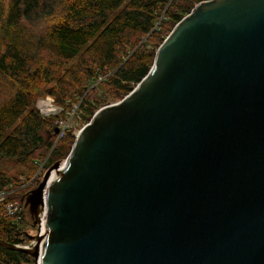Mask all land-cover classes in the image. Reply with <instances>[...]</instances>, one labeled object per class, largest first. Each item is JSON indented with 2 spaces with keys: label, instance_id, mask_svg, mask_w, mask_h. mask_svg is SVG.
<instances>
[{
  "label": "water",
  "instance_id": "1",
  "mask_svg": "<svg viewBox=\"0 0 264 264\" xmlns=\"http://www.w3.org/2000/svg\"><path fill=\"white\" fill-rule=\"evenodd\" d=\"M20 202L34 264H264V0L198 2Z\"/></svg>",
  "mask_w": 264,
  "mask_h": 264
},
{
  "label": "trees",
  "instance_id": "2",
  "mask_svg": "<svg viewBox=\"0 0 264 264\" xmlns=\"http://www.w3.org/2000/svg\"><path fill=\"white\" fill-rule=\"evenodd\" d=\"M61 1L0 0V83L11 82L13 89L0 105V159L30 163L15 176L0 170V192L13 188L8 197L12 201L20 202L40 182L41 176L34 187H22L39 170L35 158L45 160L46 169L68 157L75 139L73 127L57 141L56 119L66 118L79 104L88 123L100 108L98 98L92 96L99 84L112 82L114 97L124 98L155 61L157 49L149 50L145 43L155 40L151 43L159 47L203 0H68L48 29L34 32L27 27L25 22L54 15ZM46 95L63 108L60 116L42 117L36 101ZM27 224L31 220L25 207L9 215L0 205V239L24 244L29 240L18 232ZM33 260L26 252L0 245V264H34Z\"/></svg>",
  "mask_w": 264,
  "mask_h": 264
},
{
  "label": "rangeland",
  "instance_id": "3",
  "mask_svg": "<svg viewBox=\"0 0 264 264\" xmlns=\"http://www.w3.org/2000/svg\"><path fill=\"white\" fill-rule=\"evenodd\" d=\"M68 0H62L56 7V11L54 13V15H52L51 17L48 16V18L46 17V19L40 21V22H35L33 24L31 23H28V22H25L27 27L34 31V32H41V31H44L46 29H48L53 22H55L56 20H58V18L60 17V15H62V6L65 8L66 4H67ZM195 7V6H194ZM193 7V8H194ZM62 11V12H61ZM162 19V18H161ZM163 32L167 33L168 32L163 29ZM147 39V37H145L143 39V41L140 42V44H142L145 40ZM151 42H154V43H157V41L155 40H151V41H148L145 43V47L149 50H152V49H158L159 47L156 48V46L151 43ZM139 44V45H140ZM157 52V51H156ZM49 58V54L48 53H45V60ZM112 74V73H111ZM99 80L95 81L93 83L94 86H96L99 82ZM11 82L9 83H0V105L7 101L10 96L12 95V85L10 84ZM92 85V86H93ZM116 91V87L112 84V82H107L105 85H102V84H99L98 87L94 90L93 92V95L94 97L98 98L99 100V107H103L105 105H108V104H111V103H115V102H118L120 101L121 99H116L114 97V95L112 93H114ZM77 104H75L73 106V108L76 106ZM72 108V110H73ZM71 110V111H72ZM87 123V121L84 120V115L79 112V109H78V112L77 114L75 115V117L73 118V121H72V124H73V131H72V134L75 135V138H76V134L79 132V130ZM75 141V139H74ZM44 152H46L45 149H43ZM69 154V153H68ZM49 156V152L45 153V156L44 158L46 159L47 157ZM40 158V157H39ZM67 158V157H66ZM65 160V159H64ZM63 160V161H64ZM45 160H40L38 158H35L34 159V163L35 164H39L40 167L39 169L41 168L43 162ZM28 165H30V163H26V162H20V161H17L16 159H13V158H3V159H0V170L4 171V172H7L9 175L11 176H15V175H18V174H21V173H24L26 171V169H28ZM48 168L45 169V171L47 170ZM44 171V172H45ZM43 175H41V179L40 181L42 180L43 178ZM22 178V176H21ZM31 180V179H30ZM37 183V181H36ZM40 183V182H39ZM38 183V184H39ZM34 186V185H32ZM37 186V185H36ZM29 187V186H28ZM35 188V187H34ZM32 189V188H31ZM28 214V213H27ZM29 216V214H28ZM30 218V216H29ZM31 220V219H30ZM23 231H28L30 233H35L36 232V228L33 227L32 223L31 224H27L25 226V229ZM24 244H32L29 241H25ZM32 257V256H31ZM34 259V258H33ZM33 263H34V260H33ZM30 264H32V262H30Z\"/></svg>",
  "mask_w": 264,
  "mask_h": 264
},
{
  "label": "built area",
  "instance_id": "4",
  "mask_svg": "<svg viewBox=\"0 0 264 264\" xmlns=\"http://www.w3.org/2000/svg\"><path fill=\"white\" fill-rule=\"evenodd\" d=\"M36 107L38 108L39 112L41 113L43 118H50L52 116H60L63 108L57 105L55 99L51 95L41 96L36 101ZM79 109V104H77L71 112L67 113L66 118H59L56 119V124L59 129V134L57 137V141L64 137L69 128L73 126L72 121L75 115L77 114ZM44 164L43 162L41 168L38 170L37 174L31 179L26 181L22 187H34L36 185L37 178H39L42 174H44ZM34 185V186H32ZM15 190L12 188L10 190H3L0 192V205L4 207V210L9 215H14L21 210L22 204L19 201H12L9 200L8 197L14 192ZM24 207V206H23ZM26 246H31L32 244H23Z\"/></svg>",
  "mask_w": 264,
  "mask_h": 264
},
{
  "label": "bare ground",
  "instance_id": "5",
  "mask_svg": "<svg viewBox=\"0 0 264 264\" xmlns=\"http://www.w3.org/2000/svg\"><path fill=\"white\" fill-rule=\"evenodd\" d=\"M56 172H53L52 176H55Z\"/></svg>",
  "mask_w": 264,
  "mask_h": 264
}]
</instances>
